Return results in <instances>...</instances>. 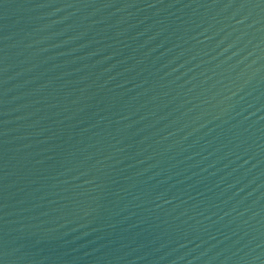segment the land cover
<instances>
[{"label":"water","instance_id":"1","mask_svg":"<svg viewBox=\"0 0 264 264\" xmlns=\"http://www.w3.org/2000/svg\"><path fill=\"white\" fill-rule=\"evenodd\" d=\"M0 264H264V0H0Z\"/></svg>","mask_w":264,"mask_h":264}]
</instances>
